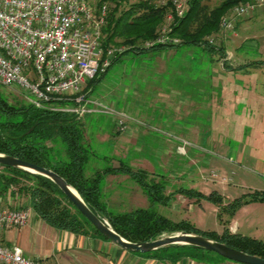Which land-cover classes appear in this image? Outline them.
Here are the masks:
<instances>
[{
	"label": "trees",
	"instance_id": "16d2710c",
	"mask_svg": "<svg viewBox=\"0 0 264 264\" xmlns=\"http://www.w3.org/2000/svg\"><path fill=\"white\" fill-rule=\"evenodd\" d=\"M255 1L257 0H223L220 4L211 6L210 0H186L185 14L177 16L172 0H139L125 7L122 6V0H95L96 6L106 2L108 5L102 44L105 53L114 50L109 69L127 56L135 58L156 55L181 47H200L210 56H216L218 62L222 61L223 69L230 68L226 48L222 44L226 35L221 31V20L225 16H231L237 6ZM169 14L173 15L171 21L167 19ZM166 25L170 36L179 40L178 44L154 43ZM250 65H257V62ZM249 66H239L234 70H243ZM106 73L88 81L82 93L92 95L94 90L91 89V84L95 79L96 83L100 82ZM73 107H76L73 100L56 101L51 106L42 107L16 98L11 102L0 89V154L56 172L78 191L93 213L106 220L114 231L130 242H149L164 235L186 232L202 235L264 259V240L232 232L229 227L239 208L255 202L264 203V189L247 192L229 202H225L224 196L216 190L206 195L193 188L180 187L167 194L168 183L165 176L153 178L146 170L134 169L123 162L115 167L112 156H100L91 147L86 136L85 126L81 121L83 116L67 111ZM102 162L107 165L101 167ZM93 165L95 169L91 171ZM119 172L129 175L138 183L153 205L167 204L178 194L197 202L204 198L213 201L217 206L223 231H204L187 220L173 221L153 208L124 213L110 211L102 198V182L109 174ZM13 193L28 195L34 211L55 228L74 233L92 231L102 236L52 180L0 164V195ZM186 249H194L202 256L212 255L239 264L213 251L187 245H169L145 254L175 259L182 256ZM164 253H167L166 256H163Z\"/></svg>",
	"mask_w": 264,
	"mask_h": 264
},
{
	"label": "crops",
	"instance_id": "0c3cea01",
	"mask_svg": "<svg viewBox=\"0 0 264 264\" xmlns=\"http://www.w3.org/2000/svg\"><path fill=\"white\" fill-rule=\"evenodd\" d=\"M263 16L264 9H260L254 14L241 18L237 21L235 31L229 32L222 39V44L226 48L227 64L230 68L223 69V66H221L222 72H224L221 75L222 77L230 75L234 79L241 78V90L237 89L231 92L218 90L216 85L212 83L216 78V74L209 75L208 81L212 84L210 90H205L201 86L193 91H182L175 88L163 89V83L159 85L157 82H163L164 75L168 73L159 71L158 68L164 69V56L166 55L165 52L168 51L166 50L156 54L160 56V59L154 67H146L144 63H140L144 71L136 69L135 80L142 82V88H130L128 86L124 90L120 87L118 100H115V102L112 100L111 103L104 98L89 95L100 99L116 110L140 118L156 128V130H153L131 124L125 133H118L115 126V117L110 115L111 134L102 135L99 142L115 141L118 144L116 153L112 155L113 163H116L113 164L115 167L126 160L132 168L146 170L153 174L154 178L160 179L161 176H165L168 183L167 194L174 192V187L169 185L170 180L166 173L168 169L174 168V171H171L172 177L174 176L177 179L187 176L194 180L195 177L199 176L203 165L199 154L201 147L212 151V157L217 156L224 160L223 162H220L219 158L212 160V166L215 169L223 173L231 170L228 166L229 162H236L233 159L234 151L230 140V136L234 134L233 128L238 129L241 134L243 130L247 132L251 126H254L250 120V114H253L254 111L257 114L255 119L252 117V120L256 122L255 124L264 125V81L261 82L262 76L256 73L257 70L264 68V57L262 55L260 59L254 61H246L242 58L236 61L235 56L231 55V50L228 48L242 49L247 40L250 39L249 37L252 36L247 35L253 28L252 24ZM242 33H244V38L249 39L239 41L238 38ZM232 39H235V44H233ZM135 58H129L130 70ZM201 60L206 62L216 61L219 65H222V61L218 62L217 59L201 58ZM192 61L195 62L196 59L192 57ZM256 62L257 65L249 66V64ZM239 66L249 67H244L243 70H234ZM186 69L189 70L190 66L187 65ZM182 74L178 75L181 76ZM132 79V77L126 78L131 83ZM188 80L193 83H200L201 78L198 77L196 80L188 78ZM218 94L221 97H228L227 101H218ZM157 102L162 106H157ZM253 104L256 110L252 109L251 105ZM217 105L227 106L226 109H223L225 118L222 120L221 125L214 124V110ZM243 106H245V109H243ZM92 113L97 112L92 111L85 116ZM237 113L240 114L234 116ZM156 133L160 134L161 137ZM154 142L161 145L162 148L155 149V151L151 150L148 154L143 153L142 145H150ZM184 142H188L191 147H189L186 154H180L177 148ZM173 145L176 146L175 149ZM237 147L240 148V143L237 144ZM171 149L176 151L173 152L176 158L169 157L172 154ZM132 152L136 154L131 156ZM219 152L220 154H218ZM117 158L120 160L119 163L116 161ZM238 164L240 165V162ZM94 169L95 165L91 166L90 170L93 171ZM261 176L264 179V174ZM191 186L193 189L195 188L193 181ZM101 192L108 209L110 211L112 209L118 210L116 212L112 211L114 213L153 208L173 221L187 220L201 230H211L198 221L201 208L196 205L197 203L200 205L199 202L178 194L167 204L153 205L142 187L127 174L119 172L106 176L102 182ZM22 208L30 211L27 223L20 228L1 230L0 245H17L22 248L27 258L41 261L43 264H235L207 254L202 256L194 249L184 250L182 256L175 259L130 252L103 235H98L92 231L74 233L51 226L34 211L28 195L19 193L0 195V209ZM250 209L261 212V215L243 223L232 218L229 225L230 230L238 233L241 231L240 234L242 235L264 240V203L255 202L241 207L242 211ZM223 229L224 227L220 223L214 231L221 233ZM166 254L164 253L163 256H166Z\"/></svg>",
	"mask_w": 264,
	"mask_h": 264
},
{
	"label": "built area",
	"instance_id": "2783aa9c",
	"mask_svg": "<svg viewBox=\"0 0 264 264\" xmlns=\"http://www.w3.org/2000/svg\"><path fill=\"white\" fill-rule=\"evenodd\" d=\"M172 7L177 16H183L186 0H172ZM260 9H264V0L237 6L231 16L222 18V33L234 32L238 18ZM107 16V3L96 6L95 0H0V85L22 93L37 107L73 100L76 107L67 111L80 116L92 111L112 115L118 132L125 133L131 124L156 130L144 120L82 93L88 81L111 66L114 50L105 53L102 44ZM167 19L171 21L173 15ZM154 43L173 45L179 40L170 36L166 25ZM185 146L191 145H179L180 154L187 153ZM211 176L219 178L215 171ZM29 216L30 211L24 208L0 209V231L24 226ZM0 264L43 263L27 258L17 245H0Z\"/></svg>",
	"mask_w": 264,
	"mask_h": 264
},
{
	"label": "rangeland",
	"instance_id": "374dc122",
	"mask_svg": "<svg viewBox=\"0 0 264 264\" xmlns=\"http://www.w3.org/2000/svg\"><path fill=\"white\" fill-rule=\"evenodd\" d=\"M137 1L139 0H122V6L125 7ZM222 1L223 0H210L209 3L211 6H216ZM239 20H241V18L237 19V21ZM252 25L253 28H251V32L247 34L252 35L249 37L250 39L247 37L244 38V33H242L240 38H238L241 42L249 39L242 49L237 50L235 49V47L228 48L231 50V55L235 56L234 59H236V61H238L240 58L245 59L246 61H254L260 59L262 55L264 57V16L260 17ZM234 41L235 39H232L233 44H235ZM165 53V64L163 65L164 69H158L159 71L167 72L168 74L165 73L166 75H164L165 77L163 82H157L159 85H162L163 83V89L165 88L169 90L175 88L182 91H193L196 90L198 86H201L205 90H210V85L212 84L208 80L209 75L213 74H216V78L212 83L216 85L218 90L221 89L231 92L233 90L242 89L241 78L234 79V77H231L230 75L222 77L221 74H224V72H222L221 64L219 65L216 61L211 60L208 62L202 61L201 58L216 59V56H210L205 51H202L200 47H181L176 50H168ZM159 57V55H144L141 58H135V60L133 59L131 70L129 69L130 56L125 57L121 63L115 64L113 67H111L100 82L96 83L97 79H95L93 84H91L90 86L92 87L91 89L94 90V93L92 95L104 98L107 102L111 103L112 100L113 102H115V100H118V94L119 91H121L120 87L123 89L128 86L130 88H142V82L140 80H138V82L137 80H135L136 69L144 71L140 63H144L146 67H154L155 63L157 61L159 62ZM192 57L196 59L195 62L192 61ZM138 65L139 67H137ZM187 65L190 66L189 70L186 69ZM159 67L161 66L159 65ZM180 73L183 74L179 76L178 74ZM206 73L208 74V76ZM256 73L262 76L261 82L264 81V68L262 67L261 69L257 70ZM191 75L193 77H190ZM128 77L133 78L132 83L129 82V80H126V78ZM198 77L201 78L200 83H193L192 81L188 80V78H193L196 80ZM0 89L9 97L11 102H14L15 98L20 101H28L22 93L12 91L11 89L5 88L2 85H0ZM91 89L88 90L91 91ZM24 94L29 97V94L27 92H24ZM217 96L218 101H227L228 99V97H221L219 96V94ZM156 105L162 106L159 102H157ZM251 106L252 109L256 110L254 104ZM225 107L227 106L217 105L216 109L214 110V124L221 125L222 120L225 118V113L223 112V109H226ZM243 109H245V106H243ZM255 112L256 111H254L253 114H250V120L253 122L254 126H251L247 132L243 130V133L241 134L238 129L233 128L234 134L230 136V140L232 141L231 145L234 151L233 159L236 162L231 163L227 160L229 162V164H227L228 166H230L229 169H231L230 171L228 170V172L223 173L215 169L212 166V160H217V158L219 157H212V151L201 147L199 154L203 165L199 176L195 177L194 180L187 176L177 179L174 176L172 177L171 171H174V168H170L166 172L170 180L169 185L171 187L173 186L174 190H177L180 187L192 188L191 182L193 181L195 186L194 189L199 190L206 195H209L211 192L216 190L224 196L225 202H229L230 200L236 197H240L250 191L262 190L264 188V179L261 176L262 174H264V125L255 124L256 122L252 120V117L253 119L256 118L255 116L257 113ZM238 114L240 113L234 114V116ZM81 119L85 126L86 136L88 137L91 147L96 152H98L100 156H112L114 153H116L118 144L115 141H105L103 143L99 142V139L102 135L111 134L112 124L110 122L111 117L109 114L97 112L89 114L87 116L84 115L83 117H81ZM158 136L161 137L160 134H158ZM238 143H240V148L237 147ZM142 147L144 151L143 153L145 154L150 153L151 150L155 151V149L162 148V146L157 144L156 142L150 145L144 144L142 145ZM185 147L188 151L189 147L191 146ZM173 148L175 149L176 146L173 145ZM171 152L172 154L169 157L176 158V155L173 153L176 151L172 150ZM131 154V156H133L136 153L132 152ZM218 154H220V152ZM218 160L220 162L224 161L221 158H219ZM116 161L117 163H119L120 160L117 158ZM122 162L125 164L128 163L126 162V160H123ZM238 162H240V165L238 164ZM113 164L115 165L116 163ZM205 164L208 165L206 166ZM106 165L107 163L105 162H102V164H100L101 167H105ZM212 170L216 171V173L219 175V178H212ZM222 177L230 178L231 181H229L228 183H223L220 179ZM199 203L200 205L198 203L196 205L201 208L200 214L198 216V221H200L202 225L207 227V229L209 228L211 230H214L220 224L216 204L213 201L205 198L202 199ZM112 211L116 212L118 210L112 209ZM260 215L261 212L259 211H255L252 209L248 211H242L241 208H239L235 212L233 218L235 221L243 223L245 221H251L253 218H257Z\"/></svg>",
	"mask_w": 264,
	"mask_h": 264
},
{
	"label": "water",
	"instance_id": "95a60500",
	"mask_svg": "<svg viewBox=\"0 0 264 264\" xmlns=\"http://www.w3.org/2000/svg\"><path fill=\"white\" fill-rule=\"evenodd\" d=\"M0 164L22 169L33 174L41 175L52 180L64 193V195L76 206L81 214L107 239L117 243L122 248L135 253H148L169 245H187L213 251L227 260L239 264H264V259L249 255L245 252L231 248L221 242L212 240L202 235L189 234L186 232L164 235L160 238L143 243H133L121 237L109 223L101 219L84 202L78 191L73 188L63 177L56 172L38 166L36 164L0 154Z\"/></svg>",
	"mask_w": 264,
	"mask_h": 264
}]
</instances>
